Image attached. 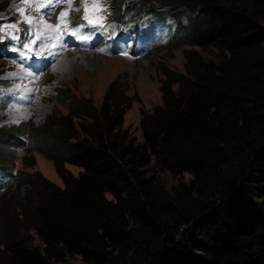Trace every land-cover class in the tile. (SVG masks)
I'll list each match as a JSON object with an SVG mask.
<instances>
[{
    "label": "trees",
    "instance_id": "obj_1",
    "mask_svg": "<svg viewBox=\"0 0 264 264\" xmlns=\"http://www.w3.org/2000/svg\"><path fill=\"white\" fill-rule=\"evenodd\" d=\"M111 6L116 19L186 15L170 42L186 45L183 69L161 70V102L140 110L141 141L122 126L132 96L114 79L97 105L56 88L66 111L47 114L25 139L62 184L17 171L28 188L0 218V264H60L74 254L85 264H264V0ZM207 47L212 54H202ZM24 129L0 125V144L21 146ZM150 161L190 177L167 189Z\"/></svg>",
    "mask_w": 264,
    "mask_h": 264
},
{
    "label": "rangeland",
    "instance_id": "obj_2",
    "mask_svg": "<svg viewBox=\"0 0 264 264\" xmlns=\"http://www.w3.org/2000/svg\"><path fill=\"white\" fill-rule=\"evenodd\" d=\"M44 2L46 3L45 0ZM84 2L85 0H72L71 7H69L66 2L55 3L53 0L54 6L48 7L49 10L44 7L39 11L35 10L34 5H29L28 11H33V13L25 15L29 16L33 23L31 25L23 23L24 31L31 35L28 43L37 40V44L32 45L31 51L25 52V56L21 60L22 67L26 68L33 56H39L45 50L52 49L53 53L49 63H43L45 66H41L37 70L32 68L34 75L21 80L15 69L11 52L18 53V49L25 44L24 37L20 31L16 30L19 29L21 22L18 9L25 3L22 0H0V38H12L13 34L16 35L15 39L8 42L10 53L3 55L0 50V125L22 123L25 127L22 132L18 133V137L25 140L23 145L12 148L10 144H0V155H3V158H0V163L3 165L12 164V168L14 167L15 170L13 172L5 167H0V218L6 213L4 209H9L12 205L17 204L28 188L27 184L18 177L17 171L38 170L50 181L58 185L62 184L51 161L36 150L29 148V143L26 141L29 134L27 131L40 125L47 114L52 111L61 113L66 111L65 105L55 101L51 96L55 94L57 87L65 85L71 92L79 94L97 105L101 101L106 86L114 79L120 88L132 96L129 107L123 113L122 126L126 127L137 141H141L138 125L140 110H149L161 102L159 84L164 77L161 70L163 68L183 69L182 50L186 45L182 42L177 45L170 43L172 36L166 39L174 28V19L171 15L165 20L170 22L168 28L161 26L158 21H153L159 27L158 38L149 41L150 37L147 33L146 43L141 41L140 45L104 46L101 41L97 42L89 38L84 40L77 31H73L77 27H82V22L69 26L71 13L82 12L85 15ZM99 2L100 0H87L88 19H91L103 31H109L113 26V15L108 10L112 9L111 4L114 0H105L102 7ZM99 9L101 12L93 13ZM62 11L67 12L66 22L57 19ZM165 12L174 16L170 11ZM175 20L176 31H179L180 26H186L189 18L186 15H180L175 17ZM10 24H15L16 29L7 27ZM43 24L54 27L59 24L60 26L53 30L44 28ZM92 30L95 32L94 28ZM71 32L74 34L76 42L65 46L62 51L56 49L59 36H67ZM98 35L104 37L103 33ZM150 35H152V31H150ZM213 51L212 47L201 50L202 54H212ZM151 161L147 166L148 170H152L156 178L167 189H170L177 180H188L190 177L187 172L173 175L166 170L157 169ZM29 162L31 164L26 165ZM64 166L72 174H76L80 170V167L69 163H64ZM106 196H109V193H106ZM29 238L33 243L40 245L34 231L29 233ZM60 264L85 263L79 255L74 254Z\"/></svg>",
    "mask_w": 264,
    "mask_h": 264
},
{
    "label": "snow or ice",
    "instance_id": "obj_3",
    "mask_svg": "<svg viewBox=\"0 0 264 264\" xmlns=\"http://www.w3.org/2000/svg\"><path fill=\"white\" fill-rule=\"evenodd\" d=\"M22 2L25 3L26 5H34L35 10H37V11H39V9L44 8V7L54 6L53 5V0H47V3H45L44 0H22ZM61 2H66V3L69 4V7H71L72 0H55V3H61ZM84 9H85L84 18L88 19L87 0H85V2H84ZM18 11H19L20 15L23 17V21L22 22L28 23L30 25L33 23L32 19L29 16L25 15L26 9L21 8V9H18ZM66 17H67V12H63L62 11L57 19H58V21H65L66 22ZM91 22L92 21L89 20V23H91ZM59 26H60L59 24H57L55 27L53 25L43 24L44 28L53 29V30L58 29ZM7 27L16 29V25L15 24L7 25ZM16 30L19 31V29H16ZM13 38L15 39L16 37H13ZM34 42L35 41H33V43ZM24 47L28 48L29 51H31V48H30L29 44L26 43L24 45Z\"/></svg>",
    "mask_w": 264,
    "mask_h": 264
},
{
    "label": "clouds",
    "instance_id": "obj_4",
    "mask_svg": "<svg viewBox=\"0 0 264 264\" xmlns=\"http://www.w3.org/2000/svg\"><path fill=\"white\" fill-rule=\"evenodd\" d=\"M112 5V4H111ZM167 13H169V12H167ZM172 17H174L175 16V14H174V16L171 14V13H169ZM168 14V15H169ZM160 15V14H159ZM175 17H177V16H175ZM164 20V19H163ZM14 66H15V69H16V71L17 70H19L20 69V67H19V65L16 63V64H14ZM33 76V75H32ZM31 77V76H30ZM29 78V77H28ZM21 80L22 79H27V77H25V78H20ZM19 138V137H18ZM19 140H21V141H23L21 138H19ZM24 144V143H23ZM22 144V145H23ZM10 145H11V147L12 148H18V147H20V144H19V142H17V143H10ZM0 166L1 167H6V166H9V167H12V164H10V165H3V164H1L0 163ZM14 168V167H13ZM13 179H14V177H13Z\"/></svg>",
    "mask_w": 264,
    "mask_h": 264
}]
</instances>
